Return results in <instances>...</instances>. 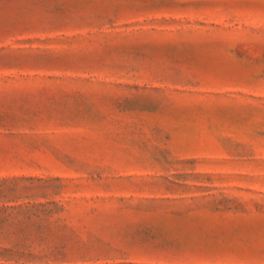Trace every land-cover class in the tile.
<instances>
[{"label": "rangeland", "instance_id": "obj_1", "mask_svg": "<svg viewBox=\"0 0 264 264\" xmlns=\"http://www.w3.org/2000/svg\"><path fill=\"white\" fill-rule=\"evenodd\" d=\"M0 264H264V0H0Z\"/></svg>", "mask_w": 264, "mask_h": 264}]
</instances>
